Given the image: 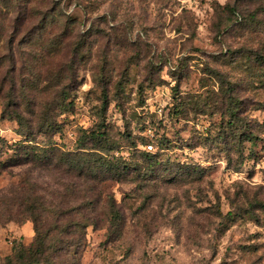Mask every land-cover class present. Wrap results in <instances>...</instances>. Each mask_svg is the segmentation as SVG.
Returning <instances> with one entry per match:
<instances>
[{
	"label": "rangeland",
	"instance_id": "374dc122",
	"mask_svg": "<svg viewBox=\"0 0 264 264\" xmlns=\"http://www.w3.org/2000/svg\"><path fill=\"white\" fill-rule=\"evenodd\" d=\"M36 234L53 264H264V0H0V264Z\"/></svg>",
	"mask_w": 264,
	"mask_h": 264
},
{
	"label": "trees",
	"instance_id": "16d2710c",
	"mask_svg": "<svg viewBox=\"0 0 264 264\" xmlns=\"http://www.w3.org/2000/svg\"><path fill=\"white\" fill-rule=\"evenodd\" d=\"M99 132V131H98ZM96 132H91L92 135H94ZM157 139H153L150 138V141H148L147 143H145L144 146L147 145H151V148L153 147V143L155 142ZM157 145L162 146L161 141L158 140ZM22 148H26V146H21ZM150 151H143L144 155H146L147 157H151L152 154L149 153ZM39 156V154L34 155V157ZM44 247H45V242L43 241V239L41 238H37V234H36V239L34 240V243L30 246H22V245H16L15 248V255L12 258V262L15 263H21L23 261H26L25 264H53V262L51 260H49V258H42L41 256L43 255L44 252ZM50 258H53L51 255L48 256ZM11 259V257H10Z\"/></svg>",
	"mask_w": 264,
	"mask_h": 264
},
{
	"label": "built area",
	"instance_id": "2783aa9c",
	"mask_svg": "<svg viewBox=\"0 0 264 264\" xmlns=\"http://www.w3.org/2000/svg\"><path fill=\"white\" fill-rule=\"evenodd\" d=\"M146 147H147L148 149H151V145H147Z\"/></svg>",
	"mask_w": 264,
	"mask_h": 264
}]
</instances>
